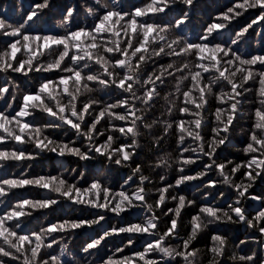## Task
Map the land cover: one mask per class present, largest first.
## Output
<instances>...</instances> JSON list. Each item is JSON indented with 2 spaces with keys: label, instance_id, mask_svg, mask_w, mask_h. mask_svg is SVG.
I'll return each mask as SVG.
<instances>
[{
  "label": "clouds",
  "instance_id": "9594fccd",
  "mask_svg": "<svg viewBox=\"0 0 264 264\" xmlns=\"http://www.w3.org/2000/svg\"><path fill=\"white\" fill-rule=\"evenodd\" d=\"M192 3L68 0L57 14L44 0L31 23L0 17L24 66L11 67L5 41L0 102L8 112L39 97L23 108L22 131L19 117L0 121L11 141L0 168L43 159L42 173L55 167L58 181L12 210L0 199V264H128L113 259L123 249L137 254L133 264H264V0H235L212 18L220 28L204 19L205 0ZM29 28L67 43L36 54ZM13 187L23 185L0 184V196Z\"/></svg>",
  "mask_w": 264,
  "mask_h": 264
},
{
  "label": "snow or ice",
  "instance_id": "6c2138e0",
  "mask_svg": "<svg viewBox=\"0 0 264 264\" xmlns=\"http://www.w3.org/2000/svg\"><path fill=\"white\" fill-rule=\"evenodd\" d=\"M233 2H235V0H233ZM44 4V0H39V2L35 3L34 8H32V10L27 14L26 17H22L20 22L23 21L24 18H27L29 20V23H31L33 20L38 19L40 15L43 14V11L46 9H42V5ZM189 5L194 7L195 5L192 3V0H189ZM225 10V9H224ZM223 10V11H224ZM155 9L149 7V12H154ZM221 11V12H223ZM137 15L139 16L140 13L137 12ZM106 19H110V17H106ZM260 23H264V19H261L259 21ZM210 27L213 28H220V24L218 23L217 20H213L209 23ZM0 27H2V25H0ZM133 32H135V22L132 23L131 25ZM104 28V24H100L99 25V29H103ZM98 29V30H99ZM24 38L27 40L29 39L33 34L31 32V29H25L24 30ZM86 33L77 31L75 32V34L72 36L73 40L76 41H81L83 42V38L86 36ZM2 37V36H0ZM8 39V43L11 44V51H10V59L12 61V65L11 67H19L20 71L23 72L24 71V66L23 64H18L19 61V55H18V49L16 46L15 41L18 39L17 36H13V37H7ZM145 40H147V34L145 35ZM35 42L37 45V49H36V54H39V52L41 50H47L49 47H55L61 44H66L67 41L66 40H62V39H53L52 36L50 35H44L43 38H41L40 35H35ZM0 46H2V48H7L8 44H5V42L0 41ZM28 47H31V45H28ZM77 48H79V45L76 46ZM2 50V49H0ZM137 51H139V49H137ZM5 64H7V60L5 59L3 61ZM9 72H11V68L9 69ZM3 73V72H0ZM58 74V73H57ZM61 84L67 85L69 83L68 79L62 78L60 80ZM0 87H3V84H0ZM45 89H47V84H45ZM67 90V89H65ZM11 91V89H9V92ZM35 91V89H33V92ZM39 99V97L35 96V95H26L23 97V105L21 104L20 99L18 98L16 103L13 105L12 109H10L8 112H5V108L7 107V105H3V107H0V121H3L5 124L7 123H17V117L20 118L19 123H20V129L21 131L25 128L28 127L26 121L29 119L28 116H26L23 108L26 107L30 102ZM71 123V121H70ZM98 130V129H97ZM8 133L4 127L3 124H0V150H6L8 149L11 144V141L7 138ZM17 141H21L24 139L23 136H17L16 137ZM127 158V157H126ZM63 178H61V182H62ZM17 181H20L21 184L23 185V187H13V191L12 192H5L4 196H0V199L5 201V205L4 208L7 210H12L13 209V204L12 201H18L21 199H25L24 197V193H27L29 197L35 195L37 197L41 196V190L40 189V185H43V189H50L51 185L53 183H57V177L52 175V174H37L34 173L33 171H31V169L27 168V165H25L24 167L19 168V170H16V165L14 163H8L6 165H4L3 168H0V184L4 185L5 190L7 189V187L9 185H15ZM32 181H35V184L32 183ZM91 188L93 189H98L99 185L93 183L91 185ZM65 195L67 196H71L72 193H66ZM87 195V193H84L83 195L80 192L79 187L76 188V192H75V197H78L80 199H83L85 196ZM117 195L120 196H124L125 199H127V194L123 191L117 193ZM113 203H122V201H116L115 197H113ZM113 214H115L116 209L113 208L112 209ZM0 215H5L3 212H0ZM12 215L14 217H19V218H23L24 214L21 212H15L12 211ZM125 220L124 223L130 224L131 220H129L127 218L128 214L127 212H125ZM6 218V216H5ZM88 217H80L78 219H87ZM111 227V225H109ZM5 224L3 220H0V228H5ZM51 227V225H50ZM174 227V225H173ZM72 230H80L82 231L83 229H81L79 227L78 224H72L71 226ZM23 239H27V237H23ZM126 253V249H123L122 251L118 252L113 259L115 260H123L126 256L130 257V260L128 262V264H133V262L135 261V259L137 258V254L131 252L130 254H125Z\"/></svg>",
  "mask_w": 264,
  "mask_h": 264
},
{
  "label": "trees",
  "instance_id": "16d2710c",
  "mask_svg": "<svg viewBox=\"0 0 264 264\" xmlns=\"http://www.w3.org/2000/svg\"><path fill=\"white\" fill-rule=\"evenodd\" d=\"M39 2V0H0V17L8 20L11 23H15L21 20L22 17H26L27 14L32 10V8H34L35 3ZM130 2H135V0H130ZM53 3L56 4V8H57V14L61 11L66 9L67 4H68V0H53ZM212 5H214V7H208L207 6V0H205V8L202 9L203 12V17L204 19H206L209 23L212 21V18L218 14L219 12L223 11L226 7L230 6L231 3H233V0H211ZM22 11L23 16L20 15V12ZM47 11V10H45ZM52 13H49V15H51ZM242 22H247L242 21ZM44 30L40 29V28H36L32 30V34H41ZM253 37L255 38V32L252 33ZM7 37H0V41H7ZM249 50H252V45L248 46ZM39 75V74H36ZM57 73H53L52 76H57ZM7 76H11L13 79H15L17 82H23L25 80L24 77H22L20 74L18 73H12V72H8ZM5 74L4 73H0V84L4 83V78ZM3 103L0 102V107H3ZM103 139V137L101 138ZM239 142V141H238ZM10 146V145H9ZM229 155H234L237 156L238 159L242 158L239 157L237 154L235 153H229ZM44 168V161L43 159H41L40 161H38L36 164H34L33 168L31 169V171H33L34 173H39V174H43L42 173V169ZM52 174L56 173V169L55 167L52 168ZM79 173H77L78 176ZM117 189L119 187V184L117 182L116 185ZM259 191L264 193V184H262L259 188ZM191 209L188 210V213H191ZM236 233H237V238H239L240 235H242V233H240V230L237 228L235 229ZM201 244L203 243H207V238H205L204 240L200 241ZM107 252V249H106ZM132 252V249H126V253L125 254H130Z\"/></svg>",
  "mask_w": 264,
  "mask_h": 264
}]
</instances>
